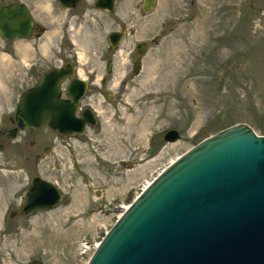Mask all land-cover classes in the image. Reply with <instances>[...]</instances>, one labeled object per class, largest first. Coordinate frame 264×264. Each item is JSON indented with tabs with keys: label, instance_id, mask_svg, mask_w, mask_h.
Returning <instances> with one entry per match:
<instances>
[{
	"label": "rangeland",
	"instance_id": "rangeland-1",
	"mask_svg": "<svg viewBox=\"0 0 264 264\" xmlns=\"http://www.w3.org/2000/svg\"><path fill=\"white\" fill-rule=\"evenodd\" d=\"M14 3L44 32L0 37V131L14 127L20 95L65 61L82 70L80 109L93 111L97 124L70 138L43 125L0 139V264H85L83 247L94 251L142 185L175 159L235 124L264 136V0H155L150 13L142 0H117L110 17L94 0L71 12L58 0H0ZM82 10V19L68 20ZM121 25L125 35L109 52L106 36ZM168 131L179 138L166 142ZM34 178L63 199L24 217Z\"/></svg>",
	"mask_w": 264,
	"mask_h": 264
},
{
	"label": "water",
	"instance_id": "water-1",
	"mask_svg": "<svg viewBox=\"0 0 264 264\" xmlns=\"http://www.w3.org/2000/svg\"><path fill=\"white\" fill-rule=\"evenodd\" d=\"M116 1L96 0L95 5L113 12ZM77 2L59 0L64 8ZM154 5L155 0H143L142 10L150 13ZM33 26L24 4L0 6L4 41L27 39ZM124 35L122 26L108 36L110 52ZM144 52L143 45L138 53ZM139 67L138 57L133 72ZM86 89L70 63L45 72L18 101V130L46 125L63 138L83 135L97 124L90 109L78 115ZM178 138L176 131H168L164 140ZM62 199L52 183L34 178L19 212L30 217L54 209ZM87 264H264V136L239 123L182 154L133 200Z\"/></svg>",
	"mask_w": 264,
	"mask_h": 264
},
{
	"label": "flooded vegetation",
	"instance_id": "flooded-vegetation-1",
	"mask_svg": "<svg viewBox=\"0 0 264 264\" xmlns=\"http://www.w3.org/2000/svg\"><path fill=\"white\" fill-rule=\"evenodd\" d=\"M95 1L96 0H94V8L98 11V12H102V13H104L105 15H106V17H110V16H113L115 13H116V10H115V6H114V11L113 12H110V11H108V10H100V9H98L97 7H96V5H95ZM79 2H80V0H78V2H77V4H76V6L74 7V8H63L64 10H68L69 12H71V11H73L77 6H78V4H79ZM141 8H142V4H141ZM85 9V8H84ZM85 11L86 10H82L80 13H78V14H76V13H72V14H70L69 16H68V20L69 21H71V20H73L74 18V21L76 20V21H78L79 19H82L83 17H84V15H85ZM75 21V22H76ZM35 26H37V24H35ZM122 26H124V25H121V27ZM121 27L120 28H118L117 30H112L111 32H109L108 34H107V36H106V39H107V42H108V46H109V52H110V43H109V40H108V36L112 33V32H116V31H119L120 29H121ZM38 28V27H37ZM126 28V27H125ZM34 29V30H33ZM32 29V33L36 36V37H40L41 36V34L44 32L43 31V28L41 29V30H39V31H36L37 29H36V27H34ZM145 46V49H146V45L144 44V43H141V44H137V46H136V48H135V52H136V54H139L138 53V51H139V49L140 48H142V46ZM118 47H119V45H118ZM139 56H137L136 57V59H135V63H136V61H137V58H138ZM140 58V57H139ZM67 63H70L71 65H72V67H73V69H74V71H78V69H77V67H76V65H73L71 62H69V61H65V62H61V64H60V66L59 67H54V68H51V69H60V68H63L64 66H65V64H67ZM135 63H133V67H134V64ZM105 69H106V71H111L112 70V62L111 61H108L107 63H105ZM11 120V119H10ZM11 123H13L14 124V127H12V128H10V129H6V131L5 130H1L0 131V139H3V138H7L6 136H9V138H11V139H15L16 138V136H17V134H18V132H19V130L17 129V127H16V125H15V123L13 122V120H11L10 121ZM29 131V130H28ZM14 133V136H12L11 135V133ZM27 132V131H26ZM5 134H6V136H5ZM1 143V142H0ZM30 147L31 148H33L34 147V143H31L30 144ZM3 149V145L2 144H0V150H2ZM13 215H14V213H13ZM12 215V216H13Z\"/></svg>",
	"mask_w": 264,
	"mask_h": 264
},
{
	"label": "bare ground",
	"instance_id": "bare-ground-1",
	"mask_svg": "<svg viewBox=\"0 0 264 264\" xmlns=\"http://www.w3.org/2000/svg\"><path fill=\"white\" fill-rule=\"evenodd\" d=\"M112 33H113V32H112ZM82 56H83V54H82ZM4 57H5V56H4ZM4 57H2V59H3ZM82 58H83V57H80L81 60H83ZM78 71H80V72H78V75H79L78 77H83V73L81 72L82 70L79 69ZM79 79H81V78H79ZM81 80H83V79H81ZM83 81H84V80H83ZM30 88H31V87H30ZM30 88H29V89H30ZM27 90H28V89H27ZM27 90H26V91H27ZM24 92H25V91H24ZM24 92H23V93H24ZM23 93H22V94H23ZM22 94H21V95H22ZM21 95H20V97H21ZM20 97H19V99H20ZM18 101H19V100H18ZM171 163H172V162H171ZM166 168H167V167H166ZM158 175H160V174H157L156 176H158ZM156 176H155V177H156ZM155 177L152 178L151 181L154 180ZM149 183H150V181H149ZM149 183H148V184H149ZM145 189H146V186L144 185L143 188L139 190L138 195L140 194V192H142V191L145 190ZM138 195H137V197H138ZM127 208H128V206L123 207V209L121 210V214H122V212H124ZM12 215H13V213L10 215V217H12ZM98 245H99V243L96 244L95 249L98 247ZM86 246H87V245H86ZM84 250H86V248L83 247V249L81 250V252L84 251Z\"/></svg>",
	"mask_w": 264,
	"mask_h": 264
},
{
	"label": "built area",
	"instance_id": "built-area-1",
	"mask_svg": "<svg viewBox=\"0 0 264 264\" xmlns=\"http://www.w3.org/2000/svg\"><path fill=\"white\" fill-rule=\"evenodd\" d=\"M84 248H86V250L83 251L84 254H86V253H90V252L88 251L89 248H87L86 246H85Z\"/></svg>",
	"mask_w": 264,
	"mask_h": 264
}]
</instances>
